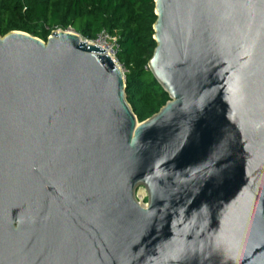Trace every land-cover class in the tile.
I'll return each mask as SVG.
<instances>
[{
    "label": "water",
    "instance_id": "1",
    "mask_svg": "<svg viewBox=\"0 0 264 264\" xmlns=\"http://www.w3.org/2000/svg\"><path fill=\"white\" fill-rule=\"evenodd\" d=\"M154 1L141 122L74 29L0 33V264H264V0Z\"/></svg>",
    "mask_w": 264,
    "mask_h": 264
},
{
    "label": "trees",
    "instance_id": "2",
    "mask_svg": "<svg viewBox=\"0 0 264 264\" xmlns=\"http://www.w3.org/2000/svg\"><path fill=\"white\" fill-rule=\"evenodd\" d=\"M154 0H0V33L24 31L44 40L56 29L92 39L102 29L120 38L127 95L139 121L170 99L148 69L156 42Z\"/></svg>",
    "mask_w": 264,
    "mask_h": 264
},
{
    "label": "built area",
    "instance_id": "3",
    "mask_svg": "<svg viewBox=\"0 0 264 264\" xmlns=\"http://www.w3.org/2000/svg\"><path fill=\"white\" fill-rule=\"evenodd\" d=\"M82 40L89 42V43L92 42L96 46L101 47L105 51V54L111 57L113 61L115 62V64L121 67L124 72L125 66L120 62L118 58L119 53L121 51L120 38L118 36L111 34L107 29H102L96 34L94 38L88 39V38L82 37ZM146 199H147V192H146L145 199L143 200L138 199V200L140 201L141 204H146L144 203V200Z\"/></svg>",
    "mask_w": 264,
    "mask_h": 264
},
{
    "label": "bare ground",
    "instance_id": "4",
    "mask_svg": "<svg viewBox=\"0 0 264 264\" xmlns=\"http://www.w3.org/2000/svg\"><path fill=\"white\" fill-rule=\"evenodd\" d=\"M138 199L143 200L146 198V190L144 188H140L137 193ZM145 206V204H142Z\"/></svg>",
    "mask_w": 264,
    "mask_h": 264
},
{
    "label": "rangeland",
    "instance_id": "5",
    "mask_svg": "<svg viewBox=\"0 0 264 264\" xmlns=\"http://www.w3.org/2000/svg\"><path fill=\"white\" fill-rule=\"evenodd\" d=\"M124 72H125V74H127L128 73V70H127V68L125 67L124 68ZM142 188H144V187H142ZM145 189V188H144ZM138 192V191H137ZM144 203H147V199L146 200H144Z\"/></svg>",
    "mask_w": 264,
    "mask_h": 264
}]
</instances>
